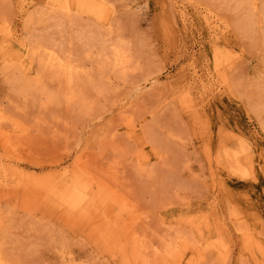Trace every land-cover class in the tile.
I'll use <instances>...</instances> for the list:
<instances>
[{
  "label": "rangeland",
  "instance_id": "rangeland-1",
  "mask_svg": "<svg viewBox=\"0 0 264 264\" xmlns=\"http://www.w3.org/2000/svg\"><path fill=\"white\" fill-rule=\"evenodd\" d=\"M0 264H264V0H0Z\"/></svg>",
  "mask_w": 264,
  "mask_h": 264
},
{
  "label": "bare ground",
  "instance_id": "bare-ground-1",
  "mask_svg": "<svg viewBox=\"0 0 264 264\" xmlns=\"http://www.w3.org/2000/svg\"><path fill=\"white\" fill-rule=\"evenodd\" d=\"M68 80H69V79H68ZM82 160H84V159H82ZM81 163H82V162H81ZM81 163H80V161H78V162H77V165L81 168V170H84V167H85V166H83V165H85V164L82 163V164H83V165H82ZM84 163H85V162H84ZM89 175H90L92 181H96V182L99 183V180H97V178L93 176L94 174H93V175H92V174H89ZM95 178H96V179H95ZM108 187H109V186H108ZM108 187H105L106 190H107V191H106V194L115 196V193L113 192V190L110 189V188H108ZM153 247H154V246H153ZM169 256H170V255H169Z\"/></svg>",
  "mask_w": 264,
  "mask_h": 264
}]
</instances>
